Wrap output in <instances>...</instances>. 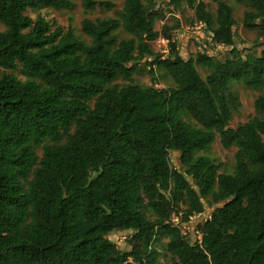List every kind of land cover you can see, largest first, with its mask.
Instances as JSON below:
<instances>
[{
    "label": "trees",
    "instance_id": "16d2710c",
    "mask_svg": "<svg viewBox=\"0 0 264 264\" xmlns=\"http://www.w3.org/2000/svg\"><path fill=\"white\" fill-rule=\"evenodd\" d=\"M209 1L215 16L199 0H166L193 12L210 45L230 49L218 61L207 51L182 58L171 37L178 21L155 29L165 18L155 0H124L114 18L84 19L88 41L39 14L71 10L69 0H0V264H161V237L172 264H264V94L256 117L228 126L239 106L231 83L264 89V49L243 56L233 9ZM234 1L251 8L242 26L264 42V0ZM81 3L86 12L115 9ZM160 38L165 58L151 47ZM141 62L174 87H120ZM196 64L210 70L204 80ZM217 135L223 149L236 148L231 174L200 155ZM208 198L216 208L192 244L180 227ZM114 232L130 233L126 249L107 239Z\"/></svg>",
    "mask_w": 264,
    "mask_h": 264
},
{
    "label": "rangeland",
    "instance_id": "374dc122",
    "mask_svg": "<svg viewBox=\"0 0 264 264\" xmlns=\"http://www.w3.org/2000/svg\"><path fill=\"white\" fill-rule=\"evenodd\" d=\"M73 4L71 10L55 11L53 9H42L39 14L45 18L47 22L52 26V30L55 27H61L64 31L67 28H72L75 35L80 40L88 41V39L82 34L80 24L84 19L96 20L104 18H114L116 13L122 8L124 0H108L115 5L113 11L107 12L102 9H95L92 12H86L82 7L81 0H69ZM207 5V10L215 16L216 4L209 0H199ZM225 4L233 9V18L236 21V26L233 28L235 35V48L245 55H253L258 57L260 52L264 49V42L257 40V31H249L242 26V20L244 13L250 11L251 8L244 4H237L234 0H222ZM158 5V11L164 13L165 18L157 22L155 25L156 31H161L164 25L168 27H174L175 21L179 23V29L171 33L173 42H175L179 55L184 59L194 58L198 53H204L207 51L214 61L223 60L229 53L230 49L224 47H216L210 45L211 35L207 28L200 27L196 31L193 28L196 26L194 14L187 7L183 6L179 11H172L168 8L166 0H155ZM37 12L28 11L27 16L35 19ZM196 36L197 39L195 37ZM125 34H121V38H127ZM199 39V43L197 42ZM152 50L162 55L165 58L168 55V47L162 41H157L151 44ZM148 63L141 62L136 66V72L133 75L131 82H125L122 80L116 81L120 86H126L129 84L137 85L139 87H154L156 89H166L174 87L171 78L163 71V69L153 66L152 75L149 73ZM195 68L201 78L204 80L210 70L207 67L195 65ZM229 92L238 99V108L232 114V119L229 123L230 128H236L237 126L244 124L257 116L254 110L255 100L262 94V90H250L243 85L231 83ZM236 148L225 150L221 147L218 135L215 141L211 144L207 151L200 153L201 156L208 157L216 164L221 166L220 173L231 174L233 172L235 160L234 156ZM40 155V153H38ZM170 166L176 170L183 171L178 161V154H171L169 157ZM210 199L204 201V212L201 215L192 217L187 223L180 227L182 233L190 243H195L200 240V235L197 232V228L200 227L207 219H209L216 206L210 204ZM173 223L177 224L178 220L174 219ZM130 236L129 232H114L108 235L107 239L113 243L118 249H126V240ZM164 237L159 238L157 245L161 251L160 263L172 264L169 259L164 258L163 249L166 244Z\"/></svg>",
    "mask_w": 264,
    "mask_h": 264
},
{
    "label": "built area",
    "instance_id": "2783aa9c",
    "mask_svg": "<svg viewBox=\"0 0 264 264\" xmlns=\"http://www.w3.org/2000/svg\"><path fill=\"white\" fill-rule=\"evenodd\" d=\"M200 27H205V26H204L203 24H201V23H197L196 26L193 28V30L196 31L197 29H201ZM193 37H195V38L197 39L196 36L193 35ZM157 41H162V42L165 43L166 46L168 47V41H167V40L160 38V39L157 40ZM157 41H156V42H157ZM210 41H211V40H210ZM156 42H155V43H156ZM173 220H174V219H173Z\"/></svg>",
    "mask_w": 264,
    "mask_h": 264
}]
</instances>
